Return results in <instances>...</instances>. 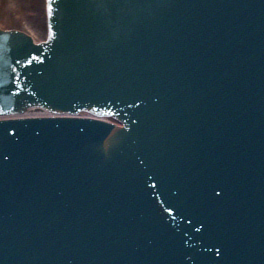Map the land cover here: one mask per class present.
Returning <instances> with one entry per match:
<instances>
[{"label": "water", "instance_id": "1", "mask_svg": "<svg viewBox=\"0 0 264 264\" xmlns=\"http://www.w3.org/2000/svg\"><path fill=\"white\" fill-rule=\"evenodd\" d=\"M58 1L59 0L52 1L57 7L55 9H57L60 14H63L65 16L67 14V16L65 19H61L63 25L60 28V31L63 34L62 36L61 34L60 36H58V34L54 36L55 39H53L55 44H52V47L63 44L64 48L67 47L68 49H65V51H63V54H67H65V58L62 54L56 55L55 62L57 66L55 68V71L53 70V73L51 70L50 75H48L47 71L39 70L40 75H42L43 73L44 76L48 77L44 79L45 82L48 83L47 86L50 87V96L53 99L52 105L46 106L50 109H53L55 107L56 110H71L83 108L87 112L110 111L113 113L114 111H116L117 114L125 118L126 124L128 125L126 134H112L111 131L113 130V128L109 126L106 127L104 124L89 122L90 126L93 127V134L90 133V135L95 138H99L100 140L102 139L107 143H114L117 141L123 142L122 138L125 137L122 136L129 137V135H136L137 133L142 134L140 135L139 140H132L135 143L134 145H136V147H140V149H138L139 151L136 152L141 157H136L135 159L134 157L136 155V152H129V149L133 144H131L132 142H130V140H128L127 138H125L126 140L123 142L125 148L123 150H120L122 156H120L121 154L117 152V156H119L120 159H125L130 168H132L133 170L132 173L134 175H131V183L134 184V193L132 197L133 201L130 203L125 199L121 200L120 197L117 198L116 196H114L110 200L109 198H107L108 201H104L102 202L103 204H101H116V206L109 208V211L113 216L109 213H106V210L98 205L87 208L78 206L77 208H75L74 212H71V217L67 223L56 221L55 213L53 214L55 223L49 224L48 219L46 218L47 211L45 210V207L43 206V208L40 209V212L41 210H44L42 211L43 213H37V211L39 210L40 205H45L48 203V201H50L48 195H51L49 193L51 191V186L47 182L46 178L50 176L52 172H54L51 163L57 164L60 162L58 161V159L52 161L51 156L53 155L55 148L59 147V150L61 149V146H63L65 143V139H63L64 137L62 135L61 136L63 138L59 135L60 133L58 127L60 126L57 125L56 121H52L51 123V128L53 130H51L52 133L54 135H59L58 137L60 138V140L55 143L56 146L55 144L54 146H52L51 140L48 141V138H53L52 140H55V138L52 136H45V134L43 133L45 125L44 121L43 123L42 121H22L21 126H13V128L21 129L23 124H28L30 140L27 136L23 135L20 130L17 131L16 137L18 136L17 139L20 145L9 147V158L14 157L15 159L17 156L15 151H19L21 147H24L23 149H26L27 155L30 156V151H33V142L36 141H39L41 144H43L42 148L44 152L42 158L38 156V158L34 157V159H32L33 162L29 163L30 169H18V171L16 169H11L10 172L4 167L0 168V199L3 198V202H1L2 205L0 204V212L3 211L4 213L6 211L7 216L13 219H16L15 216L19 217L20 214H23L22 218L25 217V220L30 216H42V221L40 222V227L37 226L38 224L36 225L30 222V220L26 221L28 225L31 226L30 229H32V226H34V228H39V231L37 230L36 234L32 236L30 242L26 244H24L23 241L20 242V240H23V237L15 230L11 231V229H9L6 232H1L0 230V237L5 240L4 243H2V241L0 242V252L2 253H0L1 262L4 264H46L43 258H40L43 248L40 249L39 246L41 242L38 240V238H36V235L39 234L38 232L43 233L39 236L45 234H48L49 236H55L57 234V236H60L61 238L62 233H69L68 239L70 240L65 242L67 248L66 250H62L65 255H69V250H71L72 244H74L76 248L80 245L79 239H75V235L73 236V234L81 231H86L92 237H95L94 243L98 247L94 246L95 248H92V250H90V253L93 255L92 258H90L89 254L83 252L84 254L80 257V259L88 258L91 263L95 262V264H110L109 262H107L109 260L107 256L110 254H107L108 250L106 249V245L108 243L105 240L111 239L109 242L113 240L115 241V244L120 242V244L124 245L125 243V245H127V249L130 248L126 250V248L124 247V250H116V252L122 255V258L127 264H166L165 262H162L164 261L165 257L168 259L171 254H173V264H182L176 253H173L175 249L173 250L172 248L168 247L169 237L163 235L166 231V228L168 227V224L160 223L164 224V226H159V221L157 219V227L155 228V224V226L153 227V229L157 230L152 233V237L156 238L158 233L159 237L161 236L160 241H163L158 244V246L164 249L158 259L154 258L155 251H153L152 247L149 245L150 240L143 235L142 231L140 230V226L137 227V225L139 224L138 221L145 216V214L143 213V209L137 203V198L140 196L141 199L145 197L146 199L148 198L147 186L149 185V183H151L150 181H145L146 179L140 176L139 169H151L156 173L157 176L158 173L162 171V169L168 167L167 160H171L173 162L183 161L188 163L187 167H190L189 169H185V172H187L188 170L190 173L194 174V162H205L204 154H206L207 151H203V149L205 150V148H207L209 144H213V148L217 147V151L220 155L219 161L221 163L223 162V164H226V160L223 159L224 156L221 152V147H224L226 149L225 146L227 145L225 143L228 144L229 142H231L235 144V147L240 152L237 157H234V159H236V162L246 161L247 157H250V153H256L257 146L261 142V138H259V134H257L258 132L256 133V131L259 130L260 132L262 130V126L258 122V119L264 118V110L262 113V111L257 108H254V111H251L249 108L251 95L252 93H254V90L252 89L254 82H252L251 85V81L252 76L255 73L254 69L256 65L255 63H250L247 69L250 70L251 73L247 78H245L240 72L242 70L240 69V66H237L235 62L228 59L227 65L229 68H232L234 72H236L234 73L235 76L230 74L221 75L218 80L214 81L213 86L211 85L212 90H210V92L207 91L208 95H211L208 96L203 84L204 82L198 79L201 74L204 77V70L201 67L202 62L199 59L193 60L195 55L202 54L204 52L202 46L203 38L195 30L197 29V23L201 21L196 19H201V14L196 12L195 16V14L193 13L195 20H190L189 18H187L188 22H186V26H177V13L179 15L183 14L187 9L183 0H146L141 5H137L135 3L136 6H128L124 3L123 0ZM199 11L202 13L203 17L204 15L208 14L207 17L209 18L211 14L210 11L206 12L201 8H199ZM228 11L229 10L226 9L225 13H227ZM80 13H83L84 17L83 15L79 17L78 15ZM175 14L176 16H174ZM225 16L227 18L229 17L227 14ZM68 18L69 21L66 22ZM113 18L117 20V23L113 24ZM239 19L240 18L236 17L232 20L233 24L237 26H233V28L238 32V28L241 27ZM68 24L71 27H68ZM119 24L124 28L123 31L121 30L122 32H120L119 30ZM246 28L247 29H244L251 35L255 31L250 26H246ZM215 30H219L218 26H214L213 31ZM50 31L55 35L56 32L54 29V25H52ZM163 31L164 33L170 31L172 33H175L176 36L173 35L172 37H170L168 36V34L163 35ZM52 33L50 34L53 36ZM60 37L61 39L59 40ZM6 38V40L9 39L8 37ZM233 38L234 36L232 35V39ZM97 40L100 41L99 44L97 43ZM223 40L224 38L221 37L219 39L220 43H222ZM6 43L7 42H5L4 44ZM181 43L183 45H181ZM40 47H37L36 52L40 55H43V47ZM180 48H182L183 55L181 54ZM146 50L151 54L154 53V50H156V53H159L161 55L166 54L165 57L167 56L169 60L165 59L166 64L164 67L162 66L161 71L149 72V77L145 79L146 82L143 81L140 84L138 79L140 76L139 72L137 71L136 73V68L135 66H133L132 62L138 63V59H141L140 52H145ZM202 50L203 52L201 53ZM2 54L5 55V57L9 56L7 50L2 52ZM26 54L28 53L24 52L22 56H20V54L17 55V58L20 59L19 65L23 64L27 60H31V62L35 65L39 64L33 60V56H36L35 53L31 56H26ZM176 55L182 56L180 58H176ZM89 56H93L94 62L98 64L100 62L102 65V68L94 67V65L92 66L94 67V73H92V81L98 83V87L101 84L103 86L101 88L95 89V91H92V95L87 91H81L83 95H88L87 97H82L81 95L68 91L64 96V86L70 85V83L72 82L70 79L72 69H75V67L78 68V66L81 67L83 63L82 61H84L83 59H87L89 58ZM78 57H80L82 60L78 61L76 59ZM53 58L55 59L54 56ZM12 60H14V58ZM168 63H174L176 67L170 68V66L167 65ZM141 64L144 67L143 63ZM40 65H46L44 59L42 60V63ZM195 66H197L199 69L192 70L191 68ZM11 69L12 71L9 72V74L18 79L20 77V74L16 71H22V68L18 67V70H16L15 67L10 66L8 70L10 71ZM87 69L84 72L76 71L75 75L81 77L83 76L82 78H84V75L88 73L90 67H88ZM141 70L142 68H140V71ZM172 70H175L176 72ZM185 72H187V74H185ZM193 72L194 74L196 73V75L200 72V74L197 75L198 77H196V80H192V76H195L192 75ZM131 74H133V76H131ZM176 75L182 78L181 84L179 86V91H177L178 84L175 80ZM182 75H185L186 78L184 79ZM188 85H190L197 94H203V97L201 96V98H198L199 102H197V105H191L193 103V100H189L182 93V89L188 90ZM202 86L204 87V89ZM215 88H217V90ZM140 90H144L145 92H141ZM245 90H247L245 93L240 94V91L244 92ZM205 96L208 97H206L205 99ZM128 99H130L134 104H137L134 107H130V109H123L124 106H129V103L126 102ZM83 101L85 102L79 106V104H81ZM180 101H183L186 104L183 108L187 110V112H185V115H187V117L189 116V120L187 123H185L183 119L178 117V112L180 110L179 108H177L176 104L178 102L180 104ZM261 101L262 100L259 101V104H261ZM120 102H123L125 105L121 106ZM207 102L209 104H213L211 109L215 112H213L214 114L206 117L205 119L204 110H198L196 112L193 108L197 106L204 107ZM246 102L248 104H246ZM195 113L197 114L196 116L193 115ZM160 120L163 128L161 130H157L156 124L159 123ZM229 122H232V126ZM8 124H10V122ZM189 124L197 127L198 132L200 133L198 134L201 135L200 138L198 137V135H194V138L191 139L187 128L185 129L184 127ZM178 125H180L179 128L177 127ZM7 128H9V126ZM174 129H176V131H173ZM164 130L168 131V133L166 134L167 137L162 135ZM262 131H264V129ZM261 136L262 135L260 134V137ZM164 141L167 143H164ZM207 150H209V148H207ZM2 157L0 158L1 165L3 161L7 160L6 155ZM195 159L197 160L195 161ZM145 162L147 163V165L144 164ZM211 163L212 162H209L207 164ZM209 168L215 169L212 165L209 166ZM77 169L78 172L82 174L80 170L84 169L83 166H80V169L77 167ZM122 169H128V167L123 166ZM228 169H230V167ZM256 169H259V167ZM185 172H180L181 174L175 176L176 178L174 180V183L176 182L179 187L181 186L182 191L170 188L169 190H167V192L173 190L170 193L177 194L179 198L180 195H185L184 190L187 191L188 189H196V187H204L201 191L199 190L195 194L196 196H194V208L198 211V215H202V211L197 207V205L199 204L201 200L200 197L203 194L209 192L208 195H210L212 200L209 201L208 207L210 208L213 204V208L215 209L216 203L219 199L225 201V191L231 192L234 188L226 186L228 180L224 182L223 180L221 181V179L212 181L207 185L203 183L202 186H200V183H187L185 181V175H182ZM64 173L65 172H63V174ZM79 173L76 178L69 179V183L72 184L71 186L67 187V189L73 191L74 194L70 192L72 195H75L76 193L84 195L83 191H78L76 189V187H84V185H86V180L82 179ZM212 174H217L220 176L221 171L215 170ZM138 178L144 180V188L146 189V192H142V190L140 189L141 185L137 182ZM212 178H214L213 175ZM101 182L105 184L103 180H101ZM161 183H168V181L164 178L163 182ZM130 185L131 184H128L127 187L123 189L128 197L131 195V190L129 189ZM137 185H140L138 186L139 189H137ZM121 187L123 188V185H121ZM51 188L55 193H57V196L62 193V191L55 188V186ZM164 188L168 189L169 187L165 186ZM94 189H99V186H95ZM105 195L106 192L103 193V197H105ZM40 196V201L38 199L33 200V198ZM31 200L33 201V204H28ZM5 201H7V204H5ZM120 203L124 204L126 208L120 205ZM156 203L157 202H154V204ZM202 204L203 202H200L199 205L202 206ZM3 205L7 207L3 208ZM118 207L121 208V210H119L122 212V216H125L126 218V224L127 221H130L127 227L131 228V230H128V228H124L126 225L124 217L114 214V210ZM93 209L99 211L98 216L94 213ZM153 209L156 210L154 207ZM194 212L197 213L195 210ZM99 216L104 219L103 222L101 220H98L100 218ZM226 217L228 218V225L231 226L232 221H229V219H231V215L229 214ZM80 218H82V220ZM135 222H138V224ZM47 227L50 228V232H47ZM131 231H133L137 236V238H134L135 240L133 239V235L128 237ZM136 231L141 233V235L139 236V233ZM219 231V227H215L213 224L210 234L206 233L208 241H212L215 246L218 245L219 240L217 241V235ZM209 236H211L212 239H209ZM18 242L19 245H17ZM92 243L93 242L90 243V248L92 247ZM183 243L190 244L188 250L191 251L190 259H184L185 264H196L193 263V259H199L200 257L205 256V253L197 252L195 246L191 241L184 239ZM219 244L222 245L221 242H219ZM45 245L49 246L47 244V241ZM100 245L106 247H99ZM238 245L239 244L233 243L228 244L227 248L230 249V247H232L233 249H237ZM53 247L56 249L55 245H53L51 248L53 249ZM133 247H136L137 250ZM217 248L220 250L219 247H216V249ZM131 249H133V251H131ZM81 253L82 252H80V254ZM58 262V260L52 259V262L50 263L57 264ZM62 262L66 263V259L64 258ZM252 262L254 263L255 260L253 259Z\"/></svg>", "mask_w": 264, "mask_h": 264}, {"label": "bare ground", "instance_id": "2", "mask_svg": "<svg viewBox=\"0 0 264 264\" xmlns=\"http://www.w3.org/2000/svg\"><path fill=\"white\" fill-rule=\"evenodd\" d=\"M46 2H47V0H46ZM30 5L37 7V5H39L38 0H33V2L30 3ZM41 15H42V13H41ZM0 25H2V24H0ZM12 34H14V33H12ZM30 36L31 37H29V38L33 41L32 44L37 45L36 47H40L43 44H45V41L39 37H36V35H34V33ZM46 38H47V36H46ZM51 110L52 109L48 108L47 106H46L45 110H41V111L37 110V113L34 114L31 118V120H29V121H42L43 119L49 118V117H52V119L57 120L56 118L59 117L60 113H62L64 111V110H56V111H51ZM74 110H75V112H74ZM66 111L68 112L69 115L72 114L73 117L76 116L80 121L84 120L83 117L87 118L88 122H89V120H90V122H95V120H97V122H95V123H100V124H104L107 120H109V118H107L105 116V115L109 114L108 112H87V111L86 112H82V111L80 112V111H77V109H71V110H66ZM44 113H46V114H44ZM111 114H112V112H111ZM2 117H5V116H2ZM8 117H12V118L7 120L9 122H12V121L14 122L16 119V118H14L13 115H8ZM21 119H22V117H21ZM23 121H28V120H23ZM118 123H120V122H117V124ZM108 126H110V125H108ZM111 128H113V127H111ZM121 134H126V130H123Z\"/></svg>", "mask_w": 264, "mask_h": 264}, {"label": "rangeland", "instance_id": "3", "mask_svg": "<svg viewBox=\"0 0 264 264\" xmlns=\"http://www.w3.org/2000/svg\"><path fill=\"white\" fill-rule=\"evenodd\" d=\"M31 2H33V0H23L21 3L22 9L23 7H26L25 5ZM27 7L30 6L27 5ZM16 9L11 4V0H0V19L7 22L13 21V24L22 27L25 30H33L39 38H43L45 35L44 22L38 20L34 12L31 14L24 11L26 13L22 12L20 16L17 14L15 15L14 13Z\"/></svg>", "mask_w": 264, "mask_h": 264}]
</instances>
